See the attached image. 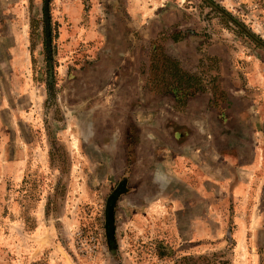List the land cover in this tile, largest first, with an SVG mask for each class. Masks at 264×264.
I'll return each mask as SVG.
<instances>
[{"label": "rangeland", "instance_id": "374dc122", "mask_svg": "<svg viewBox=\"0 0 264 264\" xmlns=\"http://www.w3.org/2000/svg\"><path fill=\"white\" fill-rule=\"evenodd\" d=\"M215 134L264 141V0H0V264H264Z\"/></svg>", "mask_w": 264, "mask_h": 264}, {"label": "crops", "instance_id": "0c3cea01", "mask_svg": "<svg viewBox=\"0 0 264 264\" xmlns=\"http://www.w3.org/2000/svg\"><path fill=\"white\" fill-rule=\"evenodd\" d=\"M220 115L216 111L215 120L224 122L219 119ZM263 142L261 138H255L253 143L252 139H245L241 134H215V191L229 190L233 191L234 196L240 195L241 198L235 197V200L249 208V213L245 212L246 222L252 220L255 209L261 210V216L264 217L261 209L264 193ZM221 143L227 145H220ZM240 192L243 193L239 194Z\"/></svg>", "mask_w": 264, "mask_h": 264}, {"label": "trees", "instance_id": "16d2710c", "mask_svg": "<svg viewBox=\"0 0 264 264\" xmlns=\"http://www.w3.org/2000/svg\"><path fill=\"white\" fill-rule=\"evenodd\" d=\"M164 61H167L170 63V65L172 66V70L173 72L170 74V76L176 78L175 81L177 86H170V90L171 92L174 94L175 98L176 99H183V98H186V103H188L190 101V99L194 98L195 96L199 95L197 93H200L203 91V88L201 86H198V82L196 80H198L197 78L195 77H192V76H187V74H184L181 69L177 66V64L171 60H169L168 58L165 59L164 57ZM184 76L187 77V82H190L192 80H194L193 83H195L197 86L195 88V92L192 93L190 90L193 89V85H190V84H186V88L183 89L180 87V78H184ZM199 81V80H198ZM194 94V95H193ZM189 98V100H188ZM185 103V101L183 102V104Z\"/></svg>", "mask_w": 264, "mask_h": 264}]
</instances>
